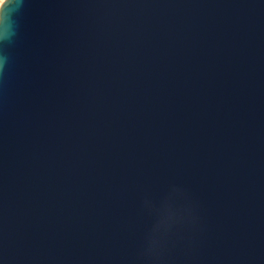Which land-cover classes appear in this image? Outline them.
I'll return each instance as SVG.
<instances>
[{"label": "water", "instance_id": "water-1", "mask_svg": "<svg viewBox=\"0 0 264 264\" xmlns=\"http://www.w3.org/2000/svg\"><path fill=\"white\" fill-rule=\"evenodd\" d=\"M0 264H264V0H3Z\"/></svg>", "mask_w": 264, "mask_h": 264}, {"label": "bare ground", "instance_id": "bare-ground-1", "mask_svg": "<svg viewBox=\"0 0 264 264\" xmlns=\"http://www.w3.org/2000/svg\"><path fill=\"white\" fill-rule=\"evenodd\" d=\"M2 3V1L0 2V4Z\"/></svg>", "mask_w": 264, "mask_h": 264}, {"label": "rangeland", "instance_id": "rangeland-1", "mask_svg": "<svg viewBox=\"0 0 264 264\" xmlns=\"http://www.w3.org/2000/svg\"><path fill=\"white\" fill-rule=\"evenodd\" d=\"M3 1V0H0V2Z\"/></svg>", "mask_w": 264, "mask_h": 264}, {"label": "built area", "instance_id": "built-area-1", "mask_svg": "<svg viewBox=\"0 0 264 264\" xmlns=\"http://www.w3.org/2000/svg\"><path fill=\"white\" fill-rule=\"evenodd\" d=\"M1 5V4H0Z\"/></svg>", "mask_w": 264, "mask_h": 264}]
</instances>
